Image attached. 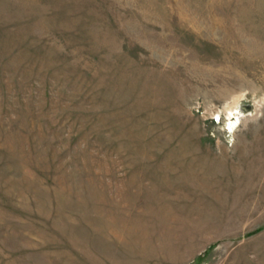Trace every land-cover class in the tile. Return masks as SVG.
<instances>
[{
    "label": "rangeland",
    "instance_id": "374dc122",
    "mask_svg": "<svg viewBox=\"0 0 264 264\" xmlns=\"http://www.w3.org/2000/svg\"><path fill=\"white\" fill-rule=\"evenodd\" d=\"M0 264H264V0H0Z\"/></svg>",
    "mask_w": 264,
    "mask_h": 264
}]
</instances>
